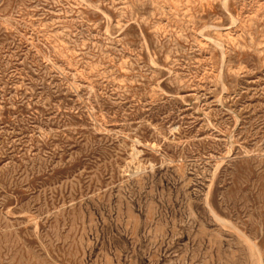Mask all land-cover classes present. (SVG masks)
<instances>
[{"label":"rangeland","instance_id":"374dc122","mask_svg":"<svg viewBox=\"0 0 264 264\" xmlns=\"http://www.w3.org/2000/svg\"><path fill=\"white\" fill-rule=\"evenodd\" d=\"M0 264H264V0H0Z\"/></svg>","mask_w":264,"mask_h":264}]
</instances>
